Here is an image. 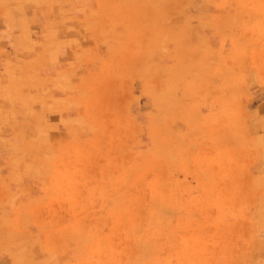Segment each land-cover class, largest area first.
<instances>
[{"label":"rangeland","instance_id":"obj_1","mask_svg":"<svg viewBox=\"0 0 264 264\" xmlns=\"http://www.w3.org/2000/svg\"><path fill=\"white\" fill-rule=\"evenodd\" d=\"M264 0H0V264H264Z\"/></svg>","mask_w":264,"mask_h":264},{"label":"crops","instance_id":"obj_2","mask_svg":"<svg viewBox=\"0 0 264 264\" xmlns=\"http://www.w3.org/2000/svg\"><path fill=\"white\" fill-rule=\"evenodd\" d=\"M262 106H264V104Z\"/></svg>","mask_w":264,"mask_h":264}]
</instances>
